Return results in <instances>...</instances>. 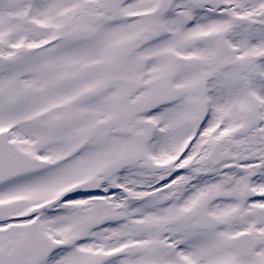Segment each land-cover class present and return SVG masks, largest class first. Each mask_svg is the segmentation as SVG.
<instances>
[{
	"label": "snow or ice",
	"instance_id": "6c2138e0",
	"mask_svg": "<svg viewBox=\"0 0 264 264\" xmlns=\"http://www.w3.org/2000/svg\"><path fill=\"white\" fill-rule=\"evenodd\" d=\"M0 264H264V0H0Z\"/></svg>",
	"mask_w": 264,
	"mask_h": 264
}]
</instances>
